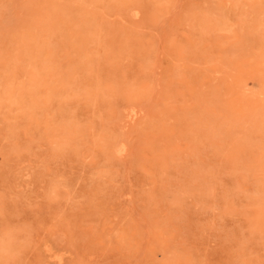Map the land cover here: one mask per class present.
<instances>
[{
	"label": "rangeland",
	"instance_id": "374dc122",
	"mask_svg": "<svg viewBox=\"0 0 264 264\" xmlns=\"http://www.w3.org/2000/svg\"><path fill=\"white\" fill-rule=\"evenodd\" d=\"M46 263L264 264V0H0V264Z\"/></svg>",
	"mask_w": 264,
	"mask_h": 264
},
{
	"label": "bare ground",
	"instance_id": "6f19581e",
	"mask_svg": "<svg viewBox=\"0 0 264 264\" xmlns=\"http://www.w3.org/2000/svg\"><path fill=\"white\" fill-rule=\"evenodd\" d=\"M46 252H47V251H46ZM50 257H51V255L49 256V259H50ZM51 258H52V257H51ZM54 258H55V256H54ZM56 258H57V257H56ZM56 258H55V259H56ZM58 259H59V258H58ZM46 264H48V263H46Z\"/></svg>",
	"mask_w": 264,
	"mask_h": 264
}]
</instances>
